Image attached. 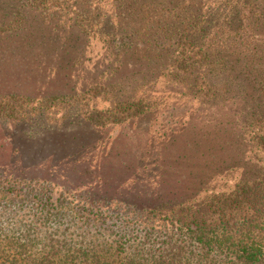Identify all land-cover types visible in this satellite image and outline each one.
<instances>
[{
	"label": "trees",
	"instance_id": "16d2710c",
	"mask_svg": "<svg viewBox=\"0 0 264 264\" xmlns=\"http://www.w3.org/2000/svg\"><path fill=\"white\" fill-rule=\"evenodd\" d=\"M62 1L67 7H32L39 0H0V39L33 38L29 21L35 19L51 26L67 24L74 38L81 28L101 38V27L107 26L105 50L110 61L102 57L100 65L87 69L78 54L65 51L60 62V49L54 46L52 61L57 63L50 83L68 72L72 86L65 91L74 95L82 91L85 100L91 96L85 113L103 122L114 117L113 127L119 126L118 132L126 137L153 139L160 134L161 163L172 149L187 163L200 155L207 158L206 166L222 164L223 178L233 180L223 191H214L204 205L184 207L179 214L178 207H168L182 204L176 197L186 190L169 186L166 193L161 191L165 219L153 225L117 211L104 213L101 205H57L67 192L61 188L57 202H51L50 187L19 189L18 212H25L22 217L33 225L18 226L15 212L0 211V264H264V0H228L231 7H161L157 16H151L152 7H103L104 1L85 7L81 0H56ZM102 17V23H95ZM5 27L26 30L4 35ZM141 63L149 72L135 74ZM155 64H160L159 71ZM97 78L107 90L104 114L92 105V89L88 90ZM159 80L170 93L176 92L174 102L166 104L155 91ZM48 94L50 102L55 100L52 106L68 98L59 91L56 97ZM161 115V127L154 129L152 121ZM59 132L75 139L92 136L88 129L79 134L76 129ZM50 134L57 132L22 141L30 147L32 161L46 156ZM35 171L36 166L20 162L2 173L21 182ZM164 175L161 164V178ZM65 207L76 216H69L61 232L65 224L59 218ZM157 210L153 207L151 212ZM76 220L83 225L70 224Z\"/></svg>",
	"mask_w": 264,
	"mask_h": 264
},
{
	"label": "rangeland",
	"instance_id": "374dc122",
	"mask_svg": "<svg viewBox=\"0 0 264 264\" xmlns=\"http://www.w3.org/2000/svg\"><path fill=\"white\" fill-rule=\"evenodd\" d=\"M81 1L85 7H95L91 4L98 1H104L103 7H152L149 9L151 16L153 14L157 16V13L161 15V7H183V5L184 7L185 5L231 7L228 0ZM230 1L235 3L238 0ZM35 3L37 5L32 7H67L64 1L39 0ZM44 18L43 16L42 19ZM99 21L102 23L104 17L95 23ZM29 24L31 25L29 30L33 31L29 35H34L33 38H22L17 41L0 39V173L3 175V170L16 168L20 162L23 166L32 168L36 166L34 174L21 182H14L11 178L6 179L8 176L0 174V211L8 209L9 212H15L13 221L18 220L16 225H33L31 220L22 217L25 212L21 213L23 215L18 212L21 192L19 189L22 188L30 192V189L35 187H50L54 192L51 202H57L60 196L58 189L61 188L67 192L63 194L57 205L62 202L71 208L76 207L78 203L81 204L80 207L90 204L94 207L101 205L104 213L109 210L117 211L123 217L131 215L144 225H153L158 220L162 222L165 219V214L161 211V191L166 193L171 189L169 186L183 187L186 190H182L176 197L182 204H169V209L179 208L178 214L184 207L197 208L204 205L214 191H223L229 187L233 178L229 176L223 178L222 164H215V167L206 166L204 161L207 158L200 155L187 163L178 159L179 153L173 149L164 153L165 160L161 163V149L164 143L160 134L153 139L144 136L126 137L118 132L119 126L113 127L114 117H107L103 122L85 113L84 104L91 99V96L88 95L85 100L86 95L82 91L76 95L65 91L72 86L71 80L67 77L68 72H61L58 82L50 83L53 67L56 69L57 63L52 61L55 56L54 46L60 49L57 56L60 62L65 51L78 54L87 69H91L95 64L100 65L102 57H106L109 62L110 53L105 50L107 26L101 27V33L104 35L101 38H95L86 28H81L78 37L74 38L69 26L61 22L59 25L51 26L44 20L35 19L30 20ZM25 30L21 27V31H12L5 27L3 33L4 35L18 32L23 34ZM96 30L98 28H95ZM58 40L61 42H56ZM155 66L159 71L160 64ZM102 72L104 70L99 71ZM133 72L140 74L149 70L146 64L141 63ZM80 73L81 70L77 68V75ZM97 82H99L98 78L88 90L92 89V105L97 106V112L104 114L106 112L103 111L109 106L108 99L103 98L107 90L101 88ZM58 91L68 98L63 104L52 106L51 103L55 100L50 102L48 93L51 92L52 97H56ZM155 91L166 98V104L175 101L176 92L171 94L168 88H165L163 81L159 80ZM162 118L161 115L157 120L152 121V124L156 125L154 129L161 127ZM73 129L77 130L76 134L88 129L92 136L85 138L84 135H79L75 139L74 135L59 132ZM51 130H55L57 135L50 134L46 138L49 144L46 156L32 161L30 147L22 141L28 137L43 136L45 132ZM161 164L165 169L164 178H161ZM6 193H9L7 198ZM15 195L19 196L13 198ZM12 200L14 201L10 204ZM68 207H65L64 212L60 214L59 220L65 224L60 227L61 232L68 226L65 222L70 220L69 216H76L75 212L66 210ZM153 207L158 208L156 213L151 212ZM76 212L87 215L80 210ZM70 224L76 225V228L83 225L78 220ZM52 227L55 229L54 225Z\"/></svg>",
	"mask_w": 264,
	"mask_h": 264
}]
</instances>
